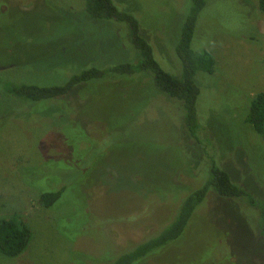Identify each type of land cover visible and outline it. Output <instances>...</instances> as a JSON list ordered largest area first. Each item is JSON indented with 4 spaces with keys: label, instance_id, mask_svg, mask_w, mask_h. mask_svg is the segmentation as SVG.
<instances>
[{
    "label": "rangeland",
    "instance_id": "rangeland-1",
    "mask_svg": "<svg viewBox=\"0 0 264 264\" xmlns=\"http://www.w3.org/2000/svg\"><path fill=\"white\" fill-rule=\"evenodd\" d=\"M52 1L0 0V220L19 218L32 230L26 251L0 255V264H113L162 232L184 199L186 190L178 189L208 169L200 147L167 116L174 102L148 73L84 83L51 104L22 106L6 95L10 85L61 86L87 69L128 62L116 23L82 15L64 23ZM54 4L80 9L71 0ZM190 7L191 0H132L127 7L161 38L150 42L170 74L175 65L162 45L170 47ZM193 48L217 63L213 76L196 79L199 118L208 124L199 138L211 137L212 160L264 201V138L244 123L250 102L264 92L257 0H207ZM60 189L56 208L39 203L43 192ZM256 214L247 201L211 189L178 244L139 264H264Z\"/></svg>",
    "mask_w": 264,
    "mask_h": 264
},
{
    "label": "trees",
    "instance_id": "trees-1",
    "mask_svg": "<svg viewBox=\"0 0 264 264\" xmlns=\"http://www.w3.org/2000/svg\"><path fill=\"white\" fill-rule=\"evenodd\" d=\"M71 1L74 4L80 2V9L75 4L72 9L71 7L63 9L62 7L60 10L54 4L56 0L52 1L54 3H51V5L55 9L57 7L59 10L56 9L58 13L63 15L64 23L65 19L67 21H73L74 17L82 16L94 21L116 23L114 24L116 27L113 26V28L115 32L119 29V34L122 35L120 37L125 48H121L120 50L128 54V62H108L102 68L93 67L87 69L81 74L75 75L66 84L61 86L10 85L6 89V95L21 100L24 103L22 106H30L33 105L32 103L51 104L55 101H60V99L68 98V95L72 91L84 83L100 80H121L124 77L128 79L130 76L148 73L153 78L155 88L170 101L174 102L173 107L175 109L170 112V109L167 108L166 114L175 121L176 130L180 126L183 127L182 130L185 131V137L191 139L193 143H196L200 147L202 157L204 154L205 168L208 169L209 174L206 176V171H200V180L196 177L199 181H196L192 177L194 180L186 187L187 189H180L178 187V190H186L184 191V199L181 202L179 211L177 209L175 216L165 226L162 232L139 244L131 252H126L119 256L114 260L113 264H139L147 257L156 253V251H160L173 243H177L178 239L183 237L198 208L204 202L211 189L223 198L245 200L250 207L256 208L259 212L258 215L256 214L258 220H261V222L258 221L257 223L258 229L261 238H264V201L255 198L252 193L233 182L230 175L222 170L214 159L212 160V156L209 154L210 151H208L211 148V137H208L204 143L199 138L201 132L204 130L203 127L208 124L200 121L199 118L198 102L201 96V88L196 83V79L197 77L199 79L202 75L213 76L216 73L217 66L216 60L211 53L204 50L198 51L193 48L197 22L200 14L203 13L207 6V0H191V7L184 17L183 22H180L179 28L177 27L174 33L175 36L171 38L170 47L162 45L161 41L159 42L163 50L160 46L159 49L164 53L166 52V55V50L170 49L168 55L169 61L171 58L175 65L176 71L173 70L175 72L174 74L166 72L155 57L151 42L158 45L156 42L161 38H158L155 32L149 31L150 28L142 22L141 17L132 14L127 9V7L130 8L132 6V0H116L121 2L123 6H127L126 9H119L115 0ZM257 3L260 11L264 14V0H257ZM121 27L126 29V31L122 30L123 28ZM73 33L72 30L71 32L66 31V34L69 35H74ZM125 35L126 38L124 37ZM76 44L74 43V45ZM64 48L60 49L55 55L68 51L70 44H68L66 49ZM161 54L163 53L161 52ZM170 55L173 57H170ZM177 63L181 66V75ZM244 123L252 126L254 131L264 138V92L256 95L250 102ZM206 154L208 155V160L205 158L207 156ZM183 175L187 176L184 173ZM179 176L182 175L179 174ZM203 179L205 181L201 184L200 181ZM115 183L117 182L115 181ZM134 183L137 182L135 181ZM190 188L191 190H188ZM64 192L65 189L43 192L39 196V203L45 209H54L62 199ZM158 195L160 196L159 193ZM174 199H177L176 203L178 204V197L175 196ZM31 238V228L19 218L0 220V255L10 259L21 256L28 248Z\"/></svg>",
    "mask_w": 264,
    "mask_h": 264
}]
</instances>
